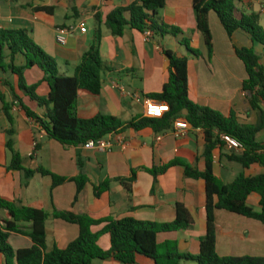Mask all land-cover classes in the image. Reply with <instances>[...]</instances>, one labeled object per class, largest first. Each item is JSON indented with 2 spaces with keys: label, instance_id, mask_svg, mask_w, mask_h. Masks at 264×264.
<instances>
[{
  "label": "crops",
  "instance_id": "1",
  "mask_svg": "<svg viewBox=\"0 0 264 264\" xmlns=\"http://www.w3.org/2000/svg\"><path fill=\"white\" fill-rule=\"evenodd\" d=\"M138 0H0V27L2 30H25L30 39L58 65L60 76L72 77L82 56L96 45L99 31V53L110 71L103 72L101 92L98 96L80 93L76 102V114L88 119L97 114L110 116L122 123H131L145 117L143 105L136 103L128 94L137 92L143 96L158 94L168 81V61L164 50L174 52L188 60L189 99L203 107L228 116L231 112L240 124H255L256 114L241 92L246 79L243 64L236 57L232 43L213 12L208 15L212 36L213 53L208 54L204 40L196 29L192 0H165V7L158 12L161 21L178 27L189 40L190 47L200 52L193 57L171 37L154 39L147 37L130 26H126L122 36H113L105 26L109 13L119 7H126ZM261 1V0H260ZM253 4L250 0L238 3L246 15L264 14L262 1ZM47 9L46 11L36 10ZM101 17L97 27L95 16ZM85 24L86 32L79 30ZM69 28L66 44L56 42V29ZM234 45L250 47V40L242 32L233 35ZM252 44V43H251ZM253 48H264L252 44ZM22 56L15 59L22 65ZM241 63V65H240ZM243 66V67H242ZM43 74L33 68L26 71V84H39L36 94L45 98L47 87L41 82ZM8 83L14 91L5 87ZM0 91L9 105L12 124L8 122L0 102V195L19 207H28L45 212L52 209L70 211L86 215L93 220L132 218L139 222L157 224L172 223L176 219V204H182L193 219L191 227L173 232L159 233L157 243L173 242L180 254L196 256L199 253L200 238L206 232L205 182L184 175L183 166L169 167L155 178L154 168H161L173 161L203 172L206 169L205 139L200 129L189 128L184 136L176 137L174 127L160 134L150 128L140 131L126 130L109 135L111 149L99 151L84 146H64L50 140L46 133L32 119L28 118L16 101V96L43 119L45 109L36 104L17 89V78L0 75ZM16 95V96H13ZM156 102V101H155ZM164 104V103H163ZM168 107L165 104V111ZM9 130L13 134L9 136ZM14 150L20 155L26 169L43 168L67 181L52 187V179L38 174L26 177L23 172L8 170L11 154L6 148L9 139ZM264 143V132L257 136ZM38 146L39 150L35 151ZM239 155L241 151L229 150L226 146L212 153L213 174L224 184L232 183L239 175L254 177L264 174V166L253 165L244 169L239 163L229 161L227 156ZM84 176L87 182L77 192L73 179ZM120 180L126 181L124 186ZM109 182L108 190L99 197L94 188ZM258 194H251L247 205L255 212H261ZM264 210V209H263ZM12 219L0 210V223ZM216 253L220 257H261L264 259V223L239 216L224 210L215 212ZM28 232L29 223L18 224ZM104 224L93 226L92 233H99ZM47 250L57 247L64 249L77 239L76 225L49 218L45 222ZM103 235L98 245L104 251L109 249V237ZM8 243L16 252L32 247L29 237L16 233L8 234ZM0 264H8L0 254ZM10 264H16L15 259ZM92 264H117L111 261L95 260ZM180 264H195L182 261Z\"/></svg>",
  "mask_w": 264,
  "mask_h": 264
},
{
  "label": "trees",
  "instance_id": "2",
  "mask_svg": "<svg viewBox=\"0 0 264 264\" xmlns=\"http://www.w3.org/2000/svg\"><path fill=\"white\" fill-rule=\"evenodd\" d=\"M242 0H192L196 29L201 34L209 56L213 53L212 36L208 15L213 12L219 20L227 37L232 43L234 53L243 64L246 79L242 82L241 92L249 106L250 112L256 114L255 124H240L231 112L228 116L208 107L200 106L189 99L188 60L177 56L174 52L164 50L168 61V81L158 94L148 96L153 101L164 103L168 109L159 118L143 117L131 123H122L110 116L97 114L92 118L82 119L76 114V102L80 93L98 96L102 87V73L110 71L102 61L99 53L101 32L98 28L96 45L82 56L80 64L75 68L72 77L60 76L56 61L38 47L25 30H0V75H13L17 78V89L34 102L39 108L45 109L43 119L32 112L16 95L26 116L34 120L46 133L50 140L64 146H85L89 141H99L109 135L126 130L140 131L150 128L156 134L169 131L175 121L184 120L191 128L201 129L204 133L206 169L199 172L183 164L173 161L161 168L151 170L152 176L166 171L169 167L183 166L184 175L191 179L205 182L206 232L200 238L199 253L196 256L180 254L173 242L159 245L156 236L159 233L180 231L192 226L193 219L182 204H176V219L172 223L157 224L139 222L132 218L120 220H93L86 215H77L70 211L51 212L19 207L0 195V210L11 217L10 222L0 223V254L8 264L15 259L16 264H92L95 260L111 261L117 264H180L191 261L195 264H264L261 257H220L216 253L215 212L224 210L239 216L264 223V174L254 177L239 175L232 183L224 184L212 171V153L225 144L221 135H229L237 139L243 146L241 154H231L227 159L239 163L244 169L253 165L264 166V143L257 141V136L264 132V68L261 64L262 55L253 47H237L233 35L242 32L248 36L252 44L264 48V31L259 25L256 13L246 15L237 4ZM165 7V0H138L126 7H119L109 13L105 26L113 36H122L126 26L140 32L150 34V38H174L193 57H199L198 50L190 47L189 40L182 30L161 21L158 12ZM39 11L47 9L37 8ZM97 27L101 17L95 16ZM22 56L24 63L16 65L15 59ZM37 68L42 74L41 80L47 87V95L41 98L36 94L39 84H26L25 73ZM11 92L14 89L2 81ZM2 111L10 124L13 120L9 113V105L0 91ZM13 134L12 130L7 133ZM6 148L11 154L8 170L23 172L26 177L35 174L48 176L52 179V187L63 184L66 178L58 177L41 167L26 169L22 166L20 155L13 148L10 138ZM39 147H35L38 151ZM79 192L87 182L84 176L73 179ZM120 182L127 187L125 180ZM109 188V182L94 188L95 196ZM258 194L261 212H255L247 205L251 194ZM49 218L62 220L76 225L79 229L77 239L64 249L53 247L47 250L45 222ZM29 223L28 232L20 229L18 224ZM104 224L99 233H92L93 226ZM16 233L27 236L32 247L27 250L14 251L8 243V234ZM103 235L109 237V249L104 251L98 245Z\"/></svg>",
  "mask_w": 264,
  "mask_h": 264
},
{
  "label": "built area",
  "instance_id": "3",
  "mask_svg": "<svg viewBox=\"0 0 264 264\" xmlns=\"http://www.w3.org/2000/svg\"><path fill=\"white\" fill-rule=\"evenodd\" d=\"M0 30H2L1 27ZM79 30L81 33L86 32L84 23H80ZM69 32H70L69 28H61V27L57 28L56 37H55L56 42L60 45L66 44V39ZM145 34L147 37H150V34L148 32H146ZM128 96L132 98L136 103L143 105L145 109V117L159 118L165 112V104L163 103L155 102L149 97L143 96L137 92L130 93L128 94ZM173 127H174L173 133L176 137L184 136L187 130L190 128V126L184 120L175 121ZM221 141L225 144V146L229 150L242 151L243 148L242 144L237 139L229 135H221ZM84 147L87 149H98L99 151L104 152L111 149V144L109 141H105L104 139H102L96 142L89 141Z\"/></svg>",
  "mask_w": 264,
  "mask_h": 264
},
{
  "label": "rangeland",
  "instance_id": "4",
  "mask_svg": "<svg viewBox=\"0 0 264 264\" xmlns=\"http://www.w3.org/2000/svg\"><path fill=\"white\" fill-rule=\"evenodd\" d=\"M258 1L260 0H250V10L253 9V4L255 3L256 5H258ZM262 1V4L264 6V0H261ZM260 1V2H261ZM237 6L239 7V5L237 4ZM260 26L262 28V30L264 31V14L261 15V18H260ZM250 47H253V45L250 43ZM240 48V47H239ZM247 48V47H246ZM257 53L261 54L262 55V59H261V64L264 68V55H263V52L261 50H259V48H256L254 49ZM241 65V63H240ZM243 67V66H242ZM106 239H108V237L106 236Z\"/></svg>",
  "mask_w": 264,
  "mask_h": 264
}]
</instances>
